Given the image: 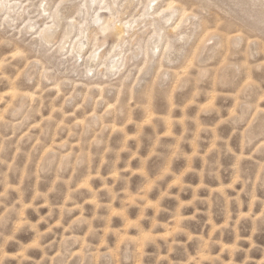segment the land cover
Here are the masks:
<instances>
[{
  "label": "rangeland",
  "instance_id": "374dc122",
  "mask_svg": "<svg viewBox=\"0 0 264 264\" xmlns=\"http://www.w3.org/2000/svg\"><path fill=\"white\" fill-rule=\"evenodd\" d=\"M0 264H264V0H0Z\"/></svg>",
  "mask_w": 264,
  "mask_h": 264
},
{
  "label": "bare ground",
  "instance_id": "6f19581e",
  "mask_svg": "<svg viewBox=\"0 0 264 264\" xmlns=\"http://www.w3.org/2000/svg\"><path fill=\"white\" fill-rule=\"evenodd\" d=\"M43 33V32H42ZM50 37V35L48 34V32L46 31L45 32V38H49ZM83 48V44H80V45H78V49L79 50H81ZM12 90V89H11ZM9 93H11V91H9ZM14 94V93H13ZM66 240H68V239H66Z\"/></svg>",
  "mask_w": 264,
  "mask_h": 264
}]
</instances>
